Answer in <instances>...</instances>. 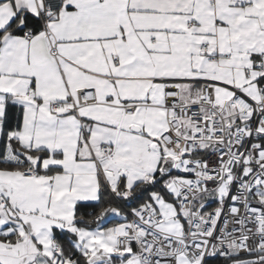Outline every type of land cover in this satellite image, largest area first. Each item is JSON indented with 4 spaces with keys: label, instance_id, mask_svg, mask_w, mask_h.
<instances>
[{
    "label": "snow or ice",
    "instance_id": "6c2138e0",
    "mask_svg": "<svg viewBox=\"0 0 264 264\" xmlns=\"http://www.w3.org/2000/svg\"><path fill=\"white\" fill-rule=\"evenodd\" d=\"M0 264H264V0H0Z\"/></svg>",
    "mask_w": 264,
    "mask_h": 264
}]
</instances>
